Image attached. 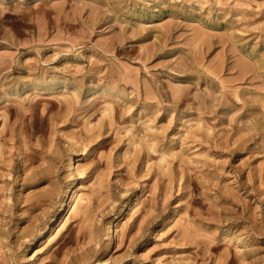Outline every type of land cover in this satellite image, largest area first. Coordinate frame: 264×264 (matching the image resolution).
<instances>
[{
	"label": "rangeland",
	"instance_id": "1",
	"mask_svg": "<svg viewBox=\"0 0 264 264\" xmlns=\"http://www.w3.org/2000/svg\"><path fill=\"white\" fill-rule=\"evenodd\" d=\"M0 264H264V0H0Z\"/></svg>",
	"mask_w": 264,
	"mask_h": 264
},
{
	"label": "bare ground",
	"instance_id": "2",
	"mask_svg": "<svg viewBox=\"0 0 264 264\" xmlns=\"http://www.w3.org/2000/svg\"><path fill=\"white\" fill-rule=\"evenodd\" d=\"M73 161V160H72ZM77 161V160H76ZM74 164H76V163H74ZM77 165H75V167H76ZM74 168V167H73ZM57 227H60V222L57 224ZM44 232H45V230H41L40 231V237L44 234Z\"/></svg>",
	"mask_w": 264,
	"mask_h": 264
}]
</instances>
